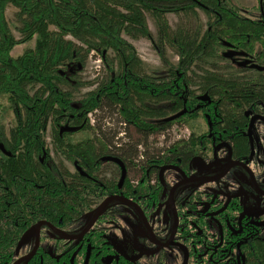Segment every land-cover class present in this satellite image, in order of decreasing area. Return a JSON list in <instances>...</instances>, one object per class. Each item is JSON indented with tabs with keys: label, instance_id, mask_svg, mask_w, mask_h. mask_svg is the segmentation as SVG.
Here are the masks:
<instances>
[{
	"label": "trees",
	"instance_id": "trees-1",
	"mask_svg": "<svg viewBox=\"0 0 264 264\" xmlns=\"http://www.w3.org/2000/svg\"><path fill=\"white\" fill-rule=\"evenodd\" d=\"M10 4L18 8L20 38L6 17ZM222 5L226 4L221 0H0V94L6 96L16 116L8 138L0 131V137L6 138L0 142V151L8 154L0 159V234L6 212L14 218L12 227L16 228L21 227L16 217L28 218L32 210L46 217L48 212L81 215L94 203V197L106 198L114 193L124 196V181L127 194L132 193L146 214H151L163 190L159 181H151L157 179L158 169L166 161L179 162L181 156L194 155L197 145L196 136L187 142H169L168 138L153 141L155 134L169 133L175 124L188 125L195 116L189 108L197 97L190 94L189 83L182 81L184 73L215 83L218 102L212 106L218 105L222 111L226 106L229 81L220 48H225L227 32L218 28L224 25H216L212 16L207 24L202 23L197 11L202 8L209 12ZM170 13L190 21L173 29ZM148 15L157 34L150 30ZM205 25L209 28L199 40ZM124 34L135 40H150L168 63L169 77L161 73H157L159 77L148 76L136 47ZM28 41H35L34 47L19 56L12 55L16 45ZM168 48L180 57L177 64L170 59ZM260 51L262 56L254 58L248 72L244 70L257 79L255 82L264 80L259 77L264 76L263 49ZM89 54L102 59L107 76L91 82L83 80L80 73ZM89 85L95 87L81 94L82 88ZM252 89L256 88L240 86L237 92L247 96ZM2 107L0 102V110ZM98 110L115 113L120 119L118 128L109 134L99 123L90 125L89 113ZM122 127H127L122 135L126 142L120 140L117 147L115 136ZM49 128L53 150L76 163L75 175L49 165ZM87 128L96 134L77 143L67 139V134ZM142 156L148 159L144 161ZM138 160L150 169L144 172V183L134 189L128 183V173ZM112 161L115 163L111 164L118 162L120 176L109 179L105 171ZM71 177L75 183L70 182ZM192 197L179 208L178 239L186 247L189 264H264V238L256 223L230 209L228 215L204 211L208 213L204 215L207 224L199 217L203 208L199 198L196 194ZM214 216L234 220L220 221L214 232L207 220ZM18 232L16 229L9 233L10 243L19 236L15 235ZM1 240L0 237V253ZM39 257L38 254L23 264H65L64 256L55 258L51 253H42Z\"/></svg>",
	"mask_w": 264,
	"mask_h": 264
},
{
	"label": "flooded vegetation",
	"instance_id": "flooded-vegetation-1",
	"mask_svg": "<svg viewBox=\"0 0 264 264\" xmlns=\"http://www.w3.org/2000/svg\"><path fill=\"white\" fill-rule=\"evenodd\" d=\"M221 1L225 2L226 5H222L218 9L215 7L214 10L209 12L202 8L197 11L199 17L201 16L199 12L207 17L205 24L208 23L209 16H212L216 25H224L218 28H225L227 32L228 41L225 42V48H220L224 57L222 61L226 66V80L229 81V84H227L226 106L222 108L223 111L220 110L218 105L212 106V103L218 102V99H216L218 96L215 94V83L207 82L205 79L198 80L196 79L197 74L191 77L192 73H184L182 81L189 83L190 94L197 97V99L195 105L192 104L189 108V111L193 115L195 114L188 123L192 127L188 126L190 130L189 138L182 140L191 141L196 136V149L194 155L190 154L185 158L179 157V162L169 163L166 161L165 165L158 169L157 179L151 180L152 184L159 181L163 185L159 204L153 209L168 204L171 211L168 234L162 237L153 229L149 222L152 213L147 215L145 211H141L143 208L138 200L134 198V195L132 193L127 194L128 190L125 188L127 183L124 181L122 186L123 192H125L124 196L114 193L106 198L94 197V204L92 203L91 207H87L81 215L75 216L67 209V212L71 213L70 216L68 213L65 216H60V214L48 212L46 217L42 216L40 211L32 210L28 214V218L20 217V215L16 217V223L21 221V227L16 228L12 227L14 218L12 219L10 213L3 214L2 234H0L2 238L0 264H14L16 261H19L18 264H23L25 260H32L38 254L41 259L42 253H51L55 258L64 256L65 264H106L105 261L108 264H124V262L130 264H165L159 261L158 258L153 260L149 253L155 251L162 253L161 251L164 248L170 246H177L183 252L184 260L181 264H189L186 247L178 239L181 227L179 208L187 200H193L192 194L197 195L199 206L203 207L199 211V217H202L203 221L206 222L204 215L208 214L204 211L223 212L228 215V210L236 209L238 214L243 213L249 222L256 223L259 226L260 234L264 238V218H262L264 216V87H262L264 80L255 82L257 79L253 80L250 75L244 72L246 69L248 72V68L253 65L254 58L262 56L260 49H263L264 55V0H254L256 4L252 5L246 3L250 0ZM255 6L256 8H254ZM206 28L208 30L209 27L204 26L199 40L206 33ZM254 43L257 44L252 47ZM140 60L144 62L142 63V69L143 71L146 70L148 76L159 77L157 73H161L162 77H169V73L167 74L169 72L168 63L161 57L162 66L160 69H154L143 59L140 58ZM179 60L180 57L178 56ZM178 61L174 64H177ZM211 64L213 63L211 62ZM179 75L182 76L183 74L179 73ZM250 85L256 89H252L247 96L238 94L237 91L240 86L243 89H248ZM204 87L209 90H205ZM208 103L210 105H207ZM200 118L204 120L206 127L202 131H197L193 124ZM127 127L119 128L115 136L117 147L121 145L120 140L126 142L125 136L122 135L126 132ZM131 128L135 134H138L135 126L132 125ZM74 134L66 135L70 142L73 141L69 137ZM5 140L6 138L0 137V142ZM144 144V141L140 143L141 146H144ZM48 147L50 148L51 157L49 165L53 164L58 170L61 168L62 172H70L75 175L76 163L66 159L61 153H55L52 143ZM0 152V159L8 157V154ZM221 152H224V155L219 156ZM142 159L146 161L148 158L142 156ZM41 161H43V158ZM65 161L71 164L72 169L65 166ZM138 162L139 160L128 173V183L134 189L144 183V172L150 169L145 168L147 163L143 162L141 164ZM111 163L115 162H110L105 171V176L109 179L115 175L120 176L119 168L116 166L118 162L116 164ZM221 163L224 165L222 168H218ZM169 169L176 170L181 175V180L175 183L174 190V186L170 187L171 190L167 186L165 187L164 172ZM181 170H184L185 173ZM221 174L223 176L215 179ZM232 175L235 177V181L229 180ZM203 176L213 180L197 178ZM185 179H188L185 183L181 182ZM70 182L75 183L73 177H71ZM208 182L214 183L215 186L206 190L196 187L188 196H177V191L183 185L192 183L204 185ZM121 184L119 181L118 186ZM234 188L237 189L235 193H233ZM115 189H118V187ZM166 189L169 190L166 191ZM226 192L229 194L223 198L222 195ZM107 198H109L108 202L104 204ZM113 199L116 200L111 202ZM101 205L102 207L99 210ZM106 208L108 209L106 210ZM127 208L135 210L140 215L142 213L144 230L141 229L140 236L142 240L145 237V244L154 249L142 251L140 252L142 254H138L140 244L136 243L135 240L125 236L123 237L125 239L124 243L120 242L121 239L116 243L115 239L110 236V224L114 228H118L119 233H122L120 222H122L121 219L129 216ZM143 214L147 218L148 224ZM220 215L223 217L222 214ZM207 220L215 232L220 221L233 223L234 219L227 218L223 220L214 216L213 218H207ZM16 229H19V232L15 235L19 236L13 243H10L9 233H13ZM131 243H134V248H132ZM10 253L13 254L10 255ZM158 257L160 258V255ZM11 258L13 260L10 262ZM143 258L146 259V262L142 261Z\"/></svg>",
	"mask_w": 264,
	"mask_h": 264
},
{
	"label": "rangeland",
	"instance_id": "rangeland-1",
	"mask_svg": "<svg viewBox=\"0 0 264 264\" xmlns=\"http://www.w3.org/2000/svg\"><path fill=\"white\" fill-rule=\"evenodd\" d=\"M246 3H247V5H252V4H256V1L250 0V1H247ZM254 8H256V6ZM17 12H18V8L15 7L14 5L10 4V5H8V7L6 9V17H7V20L9 22L15 36L17 38H20L21 34H20L19 30L17 29V27L20 25V21L17 18ZM199 13L201 15L200 17L202 19V23H204L207 20L206 19L207 17L203 13H201V12H199ZM168 19H169L170 24L173 27V29L177 28V26L179 24L188 23V21H190V18L186 19L184 16H179V15H176L174 13H170L168 15ZM192 19H193V23L196 25L197 24L196 20L194 18H192ZM148 23L150 26V30L154 34H157L156 26L153 22V19L149 15H148ZM124 37L128 41H130L131 43L134 44V46L136 47L138 54H139L141 59H143L146 63H148L154 69H160L161 68L162 63L160 61L159 54L156 51L155 47L152 45L150 40L145 39V38H140L139 40H137V39L135 40L132 37L127 36L126 34H124ZM68 38L74 39L75 41H77V43L80 42L79 40L73 38L72 36H68ZM34 45H35V41H28L24 44L16 45L12 50V55L15 57L19 56L27 48L34 47ZM168 54H169L170 59L173 62L178 61V55L171 48H168ZM80 75L83 78V80L91 82V81H96L97 78L102 79L103 77L107 76L108 74L104 68L103 61L101 63H98L96 61L95 57L94 56L92 57L89 54V56L87 58L86 66L81 71ZM94 87H95V85H89V86L83 87L80 93L83 94L86 91L93 89ZM0 102L3 105L2 109L0 110V129L3 132V134L5 135V137L8 138L10 136L11 128L16 125V116H15V113L13 112V110L10 108V105H9V103L6 99V96L4 94H0ZM92 118H93V123L101 124L102 129L104 128L106 130V132H108L109 134H110V131L112 132V131H114V129H117L119 124H120V119L118 118V116H116V114L111 112L110 110H98L92 114ZM91 121L92 120L90 119V123H91L90 125H92ZM183 126L188 127L189 125H183ZM189 127H191V126H189ZM193 127L196 128L197 131H202L205 129L206 124H205L204 120L202 118H200L199 120L194 122ZM95 134H96V131H94L93 129H86L82 132H79V133H76V134L70 136L69 139L73 142H78V141L90 138V137L94 136ZM173 136H174L173 134L169 137L167 135H163V133L160 134V136L158 134H155L153 136V141L155 142L156 140H159V139L167 140V138H172ZM51 140H52L51 134H50V131H48L47 141H48L49 145H51ZM0 155H1V152H0ZM221 155H224V152L219 153V156H221ZM57 161H59V159H57ZM60 163H61V161H60ZM64 164L66 167H69L70 169H72L71 164L69 162L65 161ZM223 165L224 164L221 163V165H219L218 168H222ZM202 172H203V170H202ZM238 178H239V176L237 177V179ZM179 180H181V175L176 170H173V169L165 170V172H164L165 187L167 186V188L170 189V187H173L175 185V183L178 182ZM229 180L235 181V177H233V175H232L229 178ZM214 186H215L214 183H210V182H208L204 185L195 184V183L183 185V187L177 191V196H179V197L180 196H182V197L188 196V194L190 192H192V190L196 187H200L201 189L206 190V189H208L210 187H214ZM169 189H166V191H168ZM236 191H237V189L234 188L233 193H235ZM219 193L221 194V192H219ZM228 194L229 193L226 192L222 195V197L224 198V197L228 196ZM108 199L109 198H107V200ZM95 204L97 205L98 203H95ZM101 207H102V205L100 206L99 210L101 209ZM127 210H128L129 216L121 219L122 222H120V227H121L122 233H119V229L114 228L113 225L110 224V230H109L110 236L115 239L116 243L119 242V239H121L120 240L121 243L122 242L124 243L125 239H123V237H125V236L129 237V239L135 240L136 243L140 244V246H139L140 248H138V251H139L138 254H142V253H140L142 251L154 249V248L149 247L145 244V242H146L145 237H144V239H143L144 241H143L141 236H140V233H142L141 229L144 230V222H143V218L141 216L142 213L140 215V213L136 212L133 209L127 208ZM141 211L144 212V210H141ZM151 213H152V217H151V219H149L150 224L152 225L153 229L158 233L159 236L165 237V234H168V232H169V226L171 223V221H170L171 211L169 209L168 204L167 205L163 204L161 207H159L157 209H152ZM262 218H264V216ZM131 246H132V248H134V243H131ZM128 248H129V246H128ZM161 252L162 253H160L159 251H157V252L155 251L154 253H149V254L151 257H153L152 258L153 260L158 258L159 261H162L165 264H181L182 261L184 260V254L177 246H170V247L164 248V250H162ZM158 255H160V258L158 257ZM142 261L146 262V259L143 258Z\"/></svg>",
	"mask_w": 264,
	"mask_h": 264
},
{
	"label": "built area",
	"instance_id": "built-area-1",
	"mask_svg": "<svg viewBox=\"0 0 264 264\" xmlns=\"http://www.w3.org/2000/svg\"><path fill=\"white\" fill-rule=\"evenodd\" d=\"M98 63L102 62V59L95 58ZM100 65V64H99ZM89 117L92 120L91 122L93 123V118H92V113H89ZM174 135L172 138H168L169 142H174L176 140H182V139H187L189 138L190 135V130L187 126L175 124L171 127V130L169 133H164L163 135H167L168 137L171 135ZM162 141V140H161Z\"/></svg>",
	"mask_w": 264,
	"mask_h": 264
},
{
	"label": "water",
	"instance_id": "water-1",
	"mask_svg": "<svg viewBox=\"0 0 264 264\" xmlns=\"http://www.w3.org/2000/svg\"><path fill=\"white\" fill-rule=\"evenodd\" d=\"M71 129H74V128H71ZM221 176H223V174H221V175H219V176H217V177H215V179H218L219 177H221ZM197 178H202V179H204V180H213L212 178H208V177H197ZM189 179H194V178H189ZM188 179H185V180H183V181H181V182H185V181H187ZM176 186H174L173 187V190H174V188H175ZM108 202V200L107 201H105V203L104 204H106ZM100 212V211H99ZM144 215V214H143ZM144 218H145V221H146V223L148 224V222H147V218L145 217V215H144ZM149 229H150V227H148ZM31 254H33V253H31ZM18 262L19 261H16L14 264H18Z\"/></svg>",
	"mask_w": 264,
	"mask_h": 264
}]
</instances>
